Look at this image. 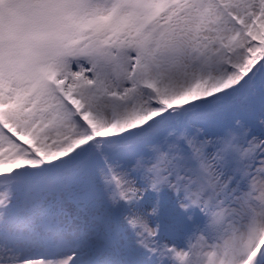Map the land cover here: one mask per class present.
I'll use <instances>...</instances> for the list:
<instances>
[{
    "label": "snow or ice",
    "instance_id": "snow-or-ice-1",
    "mask_svg": "<svg viewBox=\"0 0 264 264\" xmlns=\"http://www.w3.org/2000/svg\"><path fill=\"white\" fill-rule=\"evenodd\" d=\"M0 264H264V0H0Z\"/></svg>",
    "mask_w": 264,
    "mask_h": 264
}]
</instances>
